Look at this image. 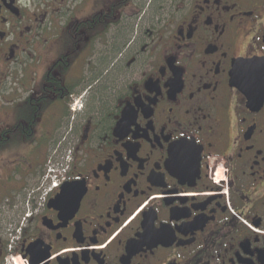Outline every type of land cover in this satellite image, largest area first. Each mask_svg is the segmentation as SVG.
<instances>
[{"label": "flooded vegetation", "instance_id": "flooded-vegetation-1", "mask_svg": "<svg viewBox=\"0 0 264 264\" xmlns=\"http://www.w3.org/2000/svg\"><path fill=\"white\" fill-rule=\"evenodd\" d=\"M13 262L264 264V0H0Z\"/></svg>", "mask_w": 264, "mask_h": 264}, {"label": "built area", "instance_id": "built-area-1", "mask_svg": "<svg viewBox=\"0 0 264 264\" xmlns=\"http://www.w3.org/2000/svg\"><path fill=\"white\" fill-rule=\"evenodd\" d=\"M56 154L57 153L54 152L48 160L45 173L41 178L43 183L41 188L42 196H46L49 193L57 191L66 178L71 163L70 153L66 152L58 159L56 158ZM13 264L17 263L13 262Z\"/></svg>", "mask_w": 264, "mask_h": 264}, {"label": "rangeland", "instance_id": "rangeland-1", "mask_svg": "<svg viewBox=\"0 0 264 264\" xmlns=\"http://www.w3.org/2000/svg\"><path fill=\"white\" fill-rule=\"evenodd\" d=\"M162 1H166V0H162ZM169 1H170V0H169ZM171 1L174 2V0H171ZM146 6H147V3L145 2V4H144V10H145L144 13H145V15H143L144 18L147 16V11H148L147 8H146ZM148 13L150 14V12H148ZM147 29H148V28L144 27V31H146ZM131 34H132V33L129 34V37H130ZM130 38H131V37H130ZM28 84H29V81H28ZM80 104H81V102H78L77 107H78ZM18 105H21V103H18ZM18 107H19V106H18ZM28 110H29V107H28ZM76 111H77V110H76ZM30 117H31V115H30V112L28 111V121H29ZM44 119H46V117H44ZM66 129H67V128H66ZM64 133H65V132H64ZM60 134H61V133L58 132V133H57V136H56V138H55L54 140H57V138H59ZM49 136H50V135H47V133L44 131V127L40 125V126L37 127V129L34 131L32 137H31V141H37L39 144H42V146H43V148H44V146L46 145L45 142H47ZM60 138H63V135H61ZM13 139H14V138H13ZM54 140H53V141H54ZM53 141H52V142H53ZM52 149H53V147H51L50 150H48V152L46 153L47 156H46V159H45L44 166L42 167V170H41L40 176H41V175L43 174V172H44L45 164H46L47 159L51 158V156L53 155V153L56 152V149H55V150H52ZM40 176H39V177H40ZM27 189H28V184L25 186L23 192L26 191Z\"/></svg>", "mask_w": 264, "mask_h": 264}, {"label": "crops", "instance_id": "crops-1", "mask_svg": "<svg viewBox=\"0 0 264 264\" xmlns=\"http://www.w3.org/2000/svg\"><path fill=\"white\" fill-rule=\"evenodd\" d=\"M27 181H28V179L27 180L26 179H23V180L21 179V182H17L16 186H14L12 188V191L13 192H20V191H22L23 188L25 187L24 184H26ZM9 191H11V189H9Z\"/></svg>", "mask_w": 264, "mask_h": 264}, {"label": "water", "instance_id": "water-1", "mask_svg": "<svg viewBox=\"0 0 264 264\" xmlns=\"http://www.w3.org/2000/svg\"><path fill=\"white\" fill-rule=\"evenodd\" d=\"M62 189V188H61ZM63 190H66V189H63Z\"/></svg>", "mask_w": 264, "mask_h": 264}, {"label": "bare ground", "instance_id": "bare-ground-1", "mask_svg": "<svg viewBox=\"0 0 264 264\" xmlns=\"http://www.w3.org/2000/svg\"><path fill=\"white\" fill-rule=\"evenodd\" d=\"M19 264V262H17Z\"/></svg>", "mask_w": 264, "mask_h": 264}]
</instances>
